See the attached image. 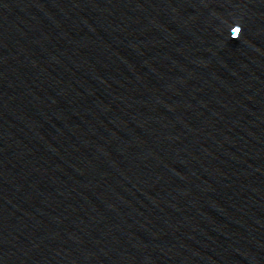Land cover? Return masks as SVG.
Instances as JSON below:
<instances>
[{"label":"water","instance_id":"water-1","mask_svg":"<svg viewBox=\"0 0 264 264\" xmlns=\"http://www.w3.org/2000/svg\"><path fill=\"white\" fill-rule=\"evenodd\" d=\"M0 264H264V0H0Z\"/></svg>","mask_w":264,"mask_h":264},{"label":"clouds","instance_id":"clouds-1","mask_svg":"<svg viewBox=\"0 0 264 264\" xmlns=\"http://www.w3.org/2000/svg\"><path fill=\"white\" fill-rule=\"evenodd\" d=\"M242 29L240 27H233L230 36L232 39H238L241 35Z\"/></svg>","mask_w":264,"mask_h":264}]
</instances>
